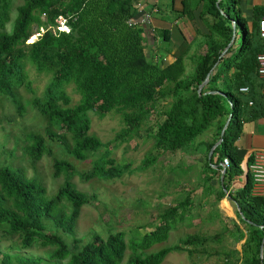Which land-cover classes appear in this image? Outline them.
Wrapping results in <instances>:
<instances>
[{"label": "trees", "instance_id": "obj_1", "mask_svg": "<svg viewBox=\"0 0 264 264\" xmlns=\"http://www.w3.org/2000/svg\"><path fill=\"white\" fill-rule=\"evenodd\" d=\"M189 1H180L178 17L184 16L190 22L194 19L193 10L198 9L197 18L206 32L198 39L184 36L173 52L166 48L151 55L144 51L146 38L136 20L139 0H23L15 8L9 32L5 26L10 20L12 0H0V103L8 100L21 115L24 107L18 89L29 91V102L45 123V136L58 140L77 161L86 159L101 145L88 132L87 112L99 118L111 111L119 113L124 127L116 134L117 139L136 136L146 117L156 112L160 119L151 133L153 149L167 153L200 150L204 158L202 183L215 179L217 186L214 189L208 183L203 191L213 192L217 201L224 196V188L236 203L239 226L235 224L230 235L234 241L241 240L239 253L235 248L211 252L207 248V243L221 242L224 232L230 231L226 225L211 235L187 234L177 244L145 252L165 240L168 232L184 219L190 206L187 195L159 212V223L152 230L133 232L127 241L120 230L104 237L92 234L80 243L73 236V227L87 198L74 187L72 178L78 175L83 180H108L121 175L124 167L115 165L107 153L97 156L83 172L75 170L66 159L52 157L51 176H62V182L47 198L45 186L37 177H28L21 167L9 163L0 165V230L17 236L20 249L34 244L50 248L47 258L65 260L64 264H120L126 248L131 250L126 264H160L171 251L215 254L221 264L260 263L258 248L264 236V216L254 208L256 198L249 194L250 181L247 179L241 188H228L232 178L241 173L234 146L241 121L264 116V82L256 74L255 60L258 53L264 52V38L257 28L264 7L252 8L248 24L240 13L239 0H219L217 6L216 0H195L193 6ZM57 15L67 17L68 33L51 32ZM231 20L235 33L240 31V43L234 47V38L220 56L231 38ZM154 31L153 37L168 41L167 30ZM34 32L38 34L36 39L26 42ZM198 32L194 28V35ZM166 54L171 60H164ZM186 59L191 62L188 72ZM29 66L49 76L41 96L33 94L26 69ZM211 67L207 82L197 91ZM69 84L79 96L74 105H69L70 98L64 90ZM241 86H246L247 91L240 92ZM161 99L167 101L158 112L155 105ZM228 115L222 140L207 159ZM24 138L28 144L22 151L32 163L49 153L40 132L29 131ZM223 157L227 158L228 167L220 186L217 163ZM155 158L156 155H148L143 166ZM58 231L73 236L70 247ZM10 258L2 253L0 264H11ZM15 261L38 264L39 260L18 256ZM261 261L264 264V243Z\"/></svg>", "mask_w": 264, "mask_h": 264}, {"label": "rangeland", "instance_id": "obj_2", "mask_svg": "<svg viewBox=\"0 0 264 264\" xmlns=\"http://www.w3.org/2000/svg\"><path fill=\"white\" fill-rule=\"evenodd\" d=\"M22 1L12 0L10 20L5 26L6 32L10 31L15 8ZM194 1H189L191 6ZM188 25L190 33L197 39L201 37L203 31L206 32L199 19H193ZM194 28L199 31L195 35ZM141 31H143L142 28ZM37 35L36 32L32 33L26 42H32ZM190 37L187 36L188 39ZM240 39V31L237 30L234 47L239 45ZM159 40L155 45L156 51L163 47L171 48L173 45L170 40H160V42ZM146 42L149 44L147 39ZM148 44L144 49L145 53L149 52L151 55L156 53L152 48L148 49ZM193 47L194 45L189 52ZM184 63L185 72H188L191 69V62L186 59ZM26 69L33 94L41 96L49 76L35 72L30 66ZM64 90L69 95V105L77 103L79 96L72 85H66ZM18 93L24 107L21 115L15 112L13 105L8 100H3L0 103V165L9 163L14 167H21L28 177H37L45 186L46 198L53 195L57 186L62 182V176L56 178L51 176L52 157L66 159L75 170L83 172L91 167L92 161L97 156L107 153L108 158L113 159L115 165L122 169L124 167L121 175L108 180L96 178L83 180L78 175L73 176L74 187L83 192L87 198L86 203L80 207L73 227V236L79 238L80 243L90 239L92 234L104 237L109 232L120 230L124 232L127 241L133 232L141 234L152 230L153 226L159 223V212L187 195L190 206L184 212V219L178 221L175 228L168 232L165 240L153 244L145 252H153L159 248L177 244L187 234L211 235L226 225L230 231L224 232L221 242L207 243V248L210 252L212 249L235 248L237 254L239 253L241 240L234 241L233 235H230V232L234 230V225L239 226L234 213L235 206L226 196L214 201L213 192L205 193L203 191L204 186L208 183H211L214 189L217 186L215 179L206 184L202 183L204 158L201 151L188 148L167 153L166 151L156 152L153 149L151 133L160 119L156 112L152 111L146 117L136 136L126 139L115 138L120 129L124 127L119 113L111 111L99 118L92 112H87L90 122L88 132L96 136L101 145L86 159L77 161L65 151L58 140L45 136V123L29 102L32 94L21 87L18 89ZM166 101V99L159 100L155 109L160 112L159 110L166 104ZM6 116L10 117V120ZM29 131L43 134L45 146L49 151L34 163L22 151L23 146L28 144L24 134ZM204 133L198 137H202ZM148 155H156V158L150 165L144 167L142 162ZM58 233L70 247L73 236L66 235L61 231ZM49 250L50 248L40 247L37 244L32 245L29 249H20L17 236L7 235L0 230V256L2 253L9 254L11 264L16 263L15 257L18 256L29 259L38 258V264L65 263V260L48 259ZM130 252L131 250L126 248L120 264H126V258ZM192 262L195 264H221L215 254L206 256L202 255L201 251H193L190 254L185 251H171L160 264H190Z\"/></svg>", "mask_w": 264, "mask_h": 264}, {"label": "crops", "instance_id": "obj_3", "mask_svg": "<svg viewBox=\"0 0 264 264\" xmlns=\"http://www.w3.org/2000/svg\"><path fill=\"white\" fill-rule=\"evenodd\" d=\"M180 1L181 0H139L140 5L136 20L140 22L141 17H144L145 14L149 15V19L145 20L144 23H141L144 36L149 41V44L147 43L149 50L152 48L156 53L166 50V47H163L156 51L155 45L160 38L157 36L153 37V33H155L154 29L156 28L167 30L168 36L166 38H168L167 40H170L173 44L171 48H167L170 52L175 50V48L182 42L184 36L192 37L188 25L190 22L185 20L184 16L178 17V12L181 9ZM254 6L264 7V0H239L238 2L240 13L248 24L251 20L252 8ZM197 11L198 9L193 10L194 19H198ZM160 40H162V38H160ZM165 59L171 60V56L166 54L164 56V60ZM234 146L240 157L241 173L232 178L228 190L244 186L247 180L244 179L243 168L250 160V155L255 150H264V116L252 120L241 121L240 132L234 141ZM247 179L250 181L249 194L256 198L254 208L264 216V183L253 185L248 176ZM224 196L226 195L224 194ZM229 200L233 202L235 206L234 213L236 215V203L230 198ZM261 264H263L262 261Z\"/></svg>", "mask_w": 264, "mask_h": 264}, {"label": "built area", "instance_id": "obj_4", "mask_svg": "<svg viewBox=\"0 0 264 264\" xmlns=\"http://www.w3.org/2000/svg\"><path fill=\"white\" fill-rule=\"evenodd\" d=\"M149 19V15L145 14L141 17L140 23H144ZM258 34L261 38H264V15L258 20ZM53 34L58 32L68 33L69 25L67 17L63 15H57L54 19V26L50 28ZM256 60V74L258 78L264 82V52H260L255 57ZM240 92H246L247 87L241 86L238 89ZM225 169L228 167L227 158L223 157L219 162ZM247 176L250 178L253 185L264 183V150H255L250 155V160L246 164Z\"/></svg>", "mask_w": 264, "mask_h": 264}, {"label": "water", "instance_id": "obj_5", "mask_svg": "<svg viewBox=\"0 0 264 264\" xmlns=\"http://www.w3.org/2000/svg\"><path fill=\"white\" fill-rule=\"evenodd\" d=\"M218 1H219V0H216V2H215V5H216V6H217V2H218ZM231 28H232L231 38H230L229 42L225 45V47L223 48V50L220 52V56H222V55L224 54V52L227 50V48H228V47L232 44V42L234 41V38H235V24H234V21H232V20H231ZM214 65H215V64H214ZM214 65H213V66H214ZM213 66H212V67H213ZM212 67L210 68V70H209V71L207 72V74L205 75V77H204L202 83H200V84L198 85L197 91H199V89H200V88H201V87L207 82L208 77H209V74H210V72H211V70H212ZM211 93H220V92H218V91H211ZM220 94H221V93H220ZM229 119H230V115L227 116V118H226V120H225V122H224L222 128L220 129V132H219V138H218V139H217V140L211 145V147L209 148V150H208V152H207V159L210 157V155H211L213 149L215 148V146H217V145L221 142V140H222L221 137H222V135H223V133H224V130H225V128H226L228 122H229ZM212 166H213V165H212ZM217 166L220 167L219 182H220V186H222V174L224 173L225 168H224L223 166H221L219 162L217 163ZM243 176H244V179L247 180V170H246V166L243 168ZM222 190H223L224 194H225L228 198H230L229 195H228V191H227L226 189H224V188H222ZM230 199H231V198H230ZM231 200H232V199H231ZM232 201H233V200H232ZM236 210L239 211L237 205H236ZM238 214H239V216H242V214H241L240 212H238ZM263 242H264V236L262 237L261 242H260V245H259V257H260V259H261V257H262V247H263ZM259 264H261V260H260V263H259Z\"/></svg>", "mask_w": 264, "mask_h": 264}]
</instances>
